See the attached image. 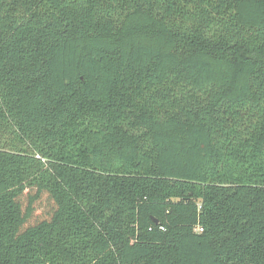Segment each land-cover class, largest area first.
<instances>
[{
	"label": "trees",
	"instance_id": "trees-1",
	"mask_svg": "<svg viewBox=\"0 0 264 264\" xmlns=\"http://www.w3.org/2000/svg\"><path fill=\"white\" fill-rule=\"evenodd\" d=\"M0 264H264V0H0Z\"/></svg>",
	"mask_w": 264,
	"mask_h": 264
},
{
	"label": "water",
	"instance_id": "water-1",
	"mask_svg": "<svg viewBox=\"0 0 264 264\" xmlns=\"http://www.w3.org/2000/svg\"><path fill=\"white\" fill-rule=\"evenodd\" d=\"M153 222H154V223H156V221H155V220H153Z\"/></svg>",
	"mask_w": 264,
	"mask_h": 264
},
{
	"label": "built area",
	"instance_id": "built-area-1",
	"mask_svg": "<svg viewBox=\"0 0 264 264\" xmlns=\"http://www.w3.org/2000/svg\"><path fill=\"white\" fill-rule=\"evenodd\" d=\"M198 231H201L200 229H198Z\"/></svg>",
	"mask_w": 264,
	"mask_h": 264
}]
</instances>
